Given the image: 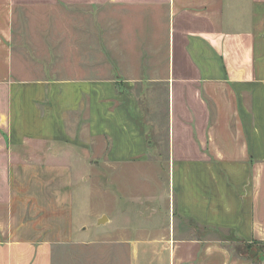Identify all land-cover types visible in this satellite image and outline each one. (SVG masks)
I'll return each instance as SVG.
<instances>
[{
  "label": "crops",
  "instance_id": "1",
  "mask_svg": "<svg viewBox=\"0 0 264 264\" xmlns=\"http://www.w3.org/2000/svg\"><path fill=\"white\" fill-rule=\"evenodd\" d=\"M95 137L113 162L166 159L172 210L188 222L166 236L106 231L130 240L114 264H257L235 243H264V0H0V264L54 257L14 214L10 149Z\"/></svg>",
  "mask_w": 264,
  "mask_h": 264
},
{
  "label": "rangeland",
  "instance_id": "2",
  "mask_svg": "<svg viewBox=\"0 0 264 264\" xmlns=\"http://www.w3.org/2000/svg\"><path fill=\"white\" fill-rule=\"evenodd\" d=\"M26 25L25 20L20 23L23 29ZM148 25L143 30L149 29ZM121 33L123 36L129 33L126 25L121 26ZM142 33L137 31L136 36ZM29 35L35 39L36 31L31 30ZM126 43L122 38L123 48ZM53 65L58 70L73 69L63 60ZM85 65L75 64L78 76L84 74ZM109 66L114 68L116 64L111 62ZM158 104L162 110L163 103ZM140 106L148 116L147 110L153 104L142 94ZM92 121L99 127L100 117H96L94 110ZM110 145L95 137L87 145L31 141L10 149L11 157L5 161L14 214L22 212V221H27L33 240L51 244L53 264H114L117 244L125 248L130 240L117 239L111 234L106 237L103 235L106 231L134 232L144 225L143 228H149L157 236H166L172 230L180 231L181 224L186 227L187 221L178 218L168 196L167 160L147 157L128 163L113 162L107 157ZM155 145L152 151L159 149L162 154L164 144ZM147 150L150 152L151 147ZM103 215L111 221L98 223ZM261 245L264 251V243ZM105 253H109L107 257ZM260 254L255 262L264 264V255ZM126 257L122 254L119 263L125 264Z\"/></svg>",
  "mask_w": 264,
  "mask_h": 264
},
{
  "label": "trees",
  "instance_id": "3",
  "mask_svg": "<svg viewBox=\"0 0 264 264\" xmlns=\"http://www.w3.org/2000/svg\"><path fill=\"white\" fill-rule=\"evenodd\" d=\"M223 239L226 241H234V238H232V236L230 237L227 235H224ZM235 250L239 255L250 258L254 262L258 258L259 253H261L260 255H264L261 242L257 241L246 242L244 240H236Z\"/></svg>",
  "mask_w": 264,
  "mask_h": 264
},
{
  "label": "water",
  "instance_id": "4",
  "mask_svg": "<svg viewBox=\"0 0 264 264\" xmlns=\"http://www.w3.org/2000/svg\"><path fill=\"white\" fill-rule=\"evenodd\" d=\"M106 220H107V216L103 215L100 218H98L97 222L101 223V222L106 221Z\"/></svg>",
  "mask_w": 264,
  "mask_h": 264
}]
</instances>
